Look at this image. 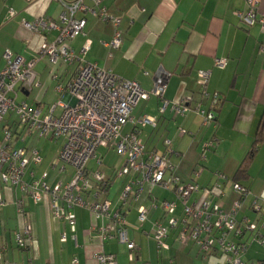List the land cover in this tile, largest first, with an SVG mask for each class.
<instances>
[{
	"label": "crops",
	"instance_id": "1",
	"mask_svg": "<svg viewBox=\"0 0 264 264\" xmlns=\"http://www.w3.org/2000/svg\"><path fill=\"white\" fill-rule=\"evenodd\" d=\"M257 1L259 13L264 15V0ZM87 4L92 6L90 1ZM101 6L108 14L120 18L121 45L118 49L106 46L116 32L113 23L90 14H80L79 18L87 20L85 34L70 42L79 58L126 80L135 81L147 91L166 82L165 99L179 102L192 97L191 106L201 102L204 109H209L210 102L201 98L197 79L200 70H209L212 75L208 91L221 96L216 124L208 128L194 112L178 116L168 111L162 115V100L152 97L141 101L133 113L145 103L147 113L140 117L156 118L157 127L143 128L128 123L126 127H133L123 134L137 131L148 149L159 151H164V142L169 140L170 147L178 154L173 158L178 166L177 174L184 182L212 187L218 172L224 173L233 182L239 166L251 151L264 116V32L259 24L246 27L234 15L235 11L245 8V0H102ZM10 8L18 13L14 19L9 18ZM60 11L59 4L54 0H38L31 4L25 0H0V70L6 65L3 58L6 50L23 57L26 62H35L37 85L30 91L18 88L16 101L40 108L42 115H47L53 106H56L55 116L61 115L63 108L58 104L69 101L67 87L81 62L76 61L70 66L53 65L47 57L40 55V48L44 42L55 41L58 32L51 31L45 35L32 33L22 22H33L40 17L55 19ZM88 41L91 42L90 49L83 55L81 51ZM217 59H227L226 67L218 68L215 65ZM55 75L56 78L53 77ZM58 87H62L63 91H58ZM21 94L24 99L18 101ZM133 119L136 120L135 117ZM5 128L11 131L14 148L37 149L42 157L41 164H31L27 168L25 181H45L55 187L71 180L73 169L60 159L64 139H60L62 146L55 153L47 150L48 143L41 148L40 141L44 138L40 139L35 130L22 125L18 115L9 113L0 121V144ZM180 128L188 133L181 135ZM214 137L219 144L203 159V143ZM212 163L220 171L213 173L209 168ZM199 166L203 170L196 178L194 172L201 168ZM88 167L92 171H101V167ZM117 169L109 168L103 173L112 179ZM127 181V178L114 180L107 194L102 196L101 200L112 201V211L120 209L118 200ZM239 182L249 188L251 195L244 199L238 220L247 218L251 222H261L263 217L255 213L251 205L254 198L264 191V145L258 149L248 176ZM230 185V182L225 185L226 197L220 200L225 211L231 210L233 203L239 200ZM156 189L162 192L155 195L153 190L156 201L159 204L163 200L176 201V216L180 217L183 206L177 196L173 192ZM0 195L4 203L0 205V242L8 244L4 258L14 264H36L34 254H31L33 249L47 251L46 261L50 264V252L53 251L55 261L57 254L65 248L73 251V256L65 264H71L74 257L79 259L80 264H94V256L101 249L114 255L119 264H225L224 257L217 252L205 258L194 243L182 246L177 240L178 230L171 231L167 239L169 249L160 250L154 239L144 232L150 230L149 222L164 217L160 207L150 212L149 222L142 227L138 223L135 206L130 204L127 208L129 237L137 245L136 259L130 261V251L116 240L100 247L93 226L102 222H96L90 211L75 208L77 224L73 230L67 221L55 220L49 208V199L36 204L19 188L7 187L1 181ZM143 199L148 206V196ZM86 200L92 201V198L86 197ZM19 201L24 205V218L19 217L17 212L16 203ZM26 223L32 226L34 239L29 250H20L16 248L15 236ZM63 234L67 237L66 242L61 240ZM73 236L77 237V244ZM241 241L250 242V234L246 233ZM60 260L63 261L62 258ZM244 260L251 264H264V248L256 242L250 243Z\"/></svg>",
	"mask_w": 264,
	"mask_h": 264
},
{
	"label": "built area",
	"instance_id": "2",
	"mask_svg": "<svg viewBox=\"0 0 264 264\" xmlns=\"http://www.w3.org/2000/svg\"><path fill=\"white\" fill-rule=\"evenodd\" d=\"M31 4L38 0H25ZM61 11L55 19L37 18L33 22L23 21V26L32 33L45 35L57 31L58 36L53 42H44L40 48V55L47 57L53 65L64 64L70 66L76 61L81 64L71 82L67 92L69 101L60 105L63 108L61 115L55 116L56 106H53L47 115H42L40 108L33 107L25 102L18 103L17 89L30 91L37 85V74L34 70L35 62H26L21 56H15L6 50L3 58L5 67L0 70V121L9 113L20 117L22 125L37 132L40 139L51 138L59 141L64 139L60 151L61 161L73 169V176L68 183H60L51 187L45 181L27 182L24 176L31 164H41L42 157L37 149L14 148L11 144L12 134L9 128L3 131V141L0 144V181L9 187L19 188L24 194L31 197L36 203L49 199L50 211L57 221H67L74 230L77 224L75 208H83L91 212L96 222L93 230L97 232L99 245L112 240L125 245L130 251V261L136 259L137 245L130 240V224L126 219L128 207L134 205L138 214L140 227L149 222V214L153 209L160 207L163 210L162 219L149 222L151 228L145 234L151 236L160 250L169 249L167 239L173 230H178L177 240L182 246L188 242L199 247L205 258L219 253L224 257L225 264H251L244 260L250 243L256 242L264 248V191L255 197L251 208L263 217L261 222H251L247 218L239 221L238 214L242 210L243 201L251 191L248 187L237 182H231L224 174L216 173L217 181L212 187H201L195 182H184L177 174L178 166L173 158L178 154L170 147V141L165 140L164 151L148 149L138 132L123 134L128 123L135 126L156 128L157 119L144 116L137 122L132 117L134 109L141 101L152 97L162 100L160 113L164 115L170 111L178 116H185L194 112L203 119V126L210 127L216 124V111L221 104L219 93L211 94L208 91L212 72L200 70L197 83L201 98L210 102L209 109H204L198 102L191 106L192 97L179 102L165 99L166 82L157 84L153 89L144 90L139 83L117 76L110 70L100 68L96 64L83 61L70 46V42L85 34L87 20L79 18L80 14H90L105 22L113 23L116 28L114 38L106 44L109 48L118 49L121 45L120 18L107 13L102 7V0H54ZM92 2L89 6L87 2ZM18 13L10 8L9 18L14 19ZM234 15L246 27L259 24L264 32V15L259 13L257 0H245V8L237 10ZM91 42H86L81 53L90 49ZM227 59H217L215 65L225 68ZM56 78V75L53 76ZM63 91L62 87L57 88ZM181 135L188 132L179 129ZM219 144L214 137L205 141L202 146V158ZM107 153L114 150L125 159L124 165L115 171L114 177L108 178L103 172L92 171L88 165L91 160L98 167L102 166ZM202 167L194 172L196 178L202 173ZM46 178V175L44 176ZM127 178L118 204L120 209L112 211V201L101 200L107 194L111 182L116 179ZM230 182L233 193L239 200L235 201L232 209L225 211L222 200L226 197L225 185ZM160 188L173 192L183 206L182 215L176 216L178 203L172 200L156 201L153 190ZM147 195L150 204L143 203ZM86 197L92 198L87 201ZM0 195V205H3ZM19 217H25L22 201L16 203ZM126 209V211H122ZM139 227V228H140ZM137 228V227H136ZM138 229V228H137ZM249 233L250 242H243V236ZM33 228L30 224H23L15 236L16 248L29 250L33 242ZM77 244V237L73 236ZM62 242L67 241L65 234ZM8 244L0 242V264H14L6 261L5 253ZM94 264H119L116 257L106 254L103 250L96 252ZM71 264H80L74 257Z\"/></svg>",
	"mask_w": 264,
	"mask_h": 264
},
{
	"label": "rangeland",
	"instance_id": "3",
	"mask_svg": "<svg viewBox=\"0 0 264 264\" xmlns=\"http://www.w3.org/2000/svg\"><path fill=\"white\" fill-rule=\"evenodd\" d=\"M22 99H24V97L21 94L19 96L18 101H21ZM146 113H147V111H146V104L145 103L140 104V106L133 113V117L136 118L135 122H137L140 118H142V117H140L141 115H145ZM132 127H133L132 125H128L123 132L124 133L129 132L132 129ZM31 131H34V130H31ZM40 142H41L40 143V147L41 148H43L44 145L46 143H48L47 150H52V153H55L62 146V140H60L59 143H55L53 141H50L49 142L48 139L44 138ZM101 153L107 154L106 157L102 160L103 161L102 166H101V171L102 172H104V173L107 172L109 168H111V169L112 168H115V169L118 168L119 169V168H121L124 165L125 159L123 157L119 156L114 150H111L108 153H107L106 150H101ZM89 166L94 167L95 169H97V167H98L96 165L95 161H93V160H91L89 162ZM199 167H201V166H199ZM209 168H210V170L213 173H216V172L220 171L216 167V165H214L213 163H212L211 166H209ZM225 176L228 177L227 175H225ZM154 194L155 195H161L162 192L159 189H155L154 190ZM72 253H73V251L65 248V249H63V251L60 254H57L58 257L56 256V259L54 261V254H53V251H51L50 252L51 257H50V260H49L50 262L49 263L50 264H65L73 256ZM31 254L32 255L34 254L33 256L35 258L36 264H47V261H46V259H47V251H45V250L44 251H40V249H35V250L33 249L31 251ZM61 258L63 259V261L60 260ZM38 261H40V262H38Z\"/></svg>",
	"mask_w": 264,
	"mask_h": 264
},
{
	"label": "trees",
	"instance_id": "4",
	"mask_svg": "<svg viewBox=\"0 0 264 264\" xmlns=\"http://www.w3.org/2000/svg\"><path fill=\"white\" fill-rule=\"evenodd\" d=\"M262 145H264V116L262 118L259 130L255 136V140L252 145L251 151L247 154V156L244 158L241 165L239 166L236 176L233 179L234 182L240 183L239 181L242 178H245L248 176L251 164L256 156L258 149Z\"/></svg>",
	"mask_w": 264,
	"mask_h": 264
}]
</instances>
